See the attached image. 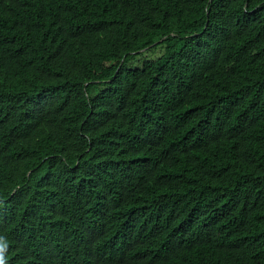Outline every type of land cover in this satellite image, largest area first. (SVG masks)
<instances>
[{
    "label": "trees",
    "instance_id": "16d2710c",
    "mask_svg": "<svg viewBox=\"0 0 264 264\" xmlns=\"http://www.w3.org/2000/svg\"><path fill=\"white\" fill-rule=\"evenodd\" d=\"M0 238L5 264H264V0H0Z\"/></svg>",
    "mask_w": 264,
    "mask_h": 264
},
{
    "label": "rangeland",
    "instance_id": "374dc122",
    "mask_svg": "<svg viewBox=\"0 0 264 264\" xmlns=\"http://www.w3.org/2000/svg\"><path fill=\"white\" fill-rule=\"evenodd\" d=\"M163 51V48L161 46H159L158 48H155L153 50H151L149 53H145L144 56L139 57L135 60V62L133 63L134 66H141L143 63V60L145 58H155L157 56H159Z\"/></svg>",
    "mask_w": 264,
    "mask_h": 264
},
{
    "label": "clouds",
    "instance_id": "9594fccd",
    "mask_svg": "<svg viewBox=\"0 0 264 264\" xmlns=\"http://www.w3.org/2000/svg\"><path fill=\"white\" fill-rule=\"evenodd\" d=\"M7 249V243L0 238V264H5V251Z\"/></svg>",
    "mask_w": 264,
    "mask_h": 264
}]
</instances>
